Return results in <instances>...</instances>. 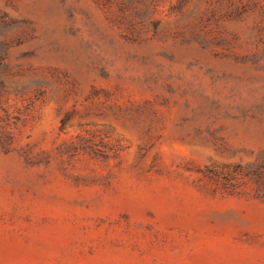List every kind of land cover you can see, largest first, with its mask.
Returning a JSON list of instances; mask_svg holds the SVG:
<instances>
[{
	"label": "rangeland",
	"instance_id": "374dc122",
	"mask_svg": "<svg viewBox=\"0 0 264 264\" xmlns=\"http://www.w3.org/2000/svg\"><path fill=\"white\" fill-rule=\"evenodd\" d=\"M0 264H264V0H0Z\"/></svg>",
	"mask_w": 264,
	"mask_h": 264
}]
</instances>
